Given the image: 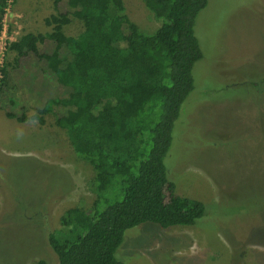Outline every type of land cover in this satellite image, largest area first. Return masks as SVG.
<instances>
[{
  "label": "rangeland",
  "instance_id": "rangeland-1",
  "mask_svg": "<svg viewBox=\"0 0 264 264\" xmlns=\"http://www.w3.org/2000/svg\"><path fill=\"white\" fill-rule=\"evenodd\" d=\"M122 1L141 31L153 34L161 27L143 0ZM54 2L11 0L4 17L0 264H58L48 235L62 229L70 208L90 211L97 199L94 168L54 124L68 109L56 107L45 125L18 120L66 93L45 60L9 50L29 33H51L46 20L58 12L71 15L66 35L83 31L67 0L59 11ZM207 2L195 25L204 57L194 69L195 90L175 123L165 160L177 193L202 201L205 215L190 227L144 224L127 231L116 254L123 264H264V90L252 86L264 78V0ZM54 46L46 41L39 51L52 54ZM62 56L71 59L66 50Z\"/></svg>",
  "mask_w": 264,
  "mask_h": 264
},
{
  "label": "trees",
  "instance_id": "trees-1",
  "mask_svg": "<svg viewBox=\"0 0 264 264\" xmlns=\"http://www.w3.org/2000/svg\"><path fill=\"white\" fill-rule=\"evenodd\" d=\"M8 1L0 0V36ZM63 1L55 0L57 11ZM207 1L143 0L161 22L148 34L130 20L122 0H67L83 23L77 36L65 33L71 15L58 12L46 20L51 33H29L10 45L19 58L45 60L66 91L19 122L45 125L56 107L68 109L54 124L96 173L92 209L70 208L62 229L48 235L58 264H123L116 254L127 231L144 224L190 227L205 215L202 201L177 193L165 160L175 123L195 90L194 69L204 57L195 25ZM46 41L55 44L52 54L39 51ZM252 86L261 92L264 78Z\"/></svg>",
  "mask_w": 264,
  "mask_h": 264
},
{
  "label": "built area",
  "instance_id": "built-area-1",
  "mask_svg": "<svg viewBox=\"0 0 264 264\" xmlns=\"http://www.w3.org/2000/svg\"><path fill=\"white\" fill-rule=\"evenodd\" d=\"M10 2H11V0H9L8 1V4H10ZM8 11V8H7V10H6V12ZM4 27H5V25H4ZM3 32H4V29H3ZM3 34V33H2ZM0 38H1V36H0ZM0 56H1V50H0Z\"/></svg>",
  "mask_w": 264,
  "mask_h": 264
}]
</instances>
